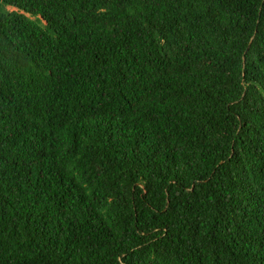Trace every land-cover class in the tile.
<instances>
[{
  "label": "trees",
  "instance_id": "16d2710c",
  "mask_svg": "<svg viewBox=\"0 0 264 264\" xmlns=\"http://www.w3.org/2000/svg\"><path fill=\"white\" fill-rule=\"evenodd\" d=\"M0 264H264V0H0Z\"/></svg>",
  "mask_w": 264,
  "mask_h": 264
}]
</instances>
